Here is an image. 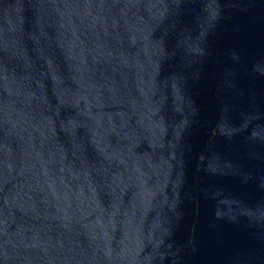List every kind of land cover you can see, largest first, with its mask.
Returning <instances> with one entry per match:
<instances>
[{"label": "water", "instance_id": "obj_1", "mask_svg": "<svg viewBox=\"0 0 264 264\" xmlns=\"http://www.w3.org/2000/svg\"><path fill=\"white\" fill-rule=\"evenodd\" d=\"M0 264H264V0H0Z\"/></svg>", "mask_w": 264, "mask_h": 264}]
</instances>
